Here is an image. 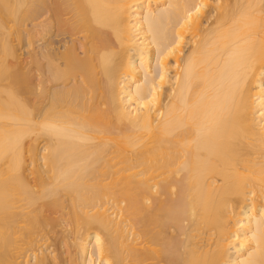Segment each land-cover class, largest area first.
Here are the masks:
<instances>
[{
  "label": "bare ground",
  "instance_id": "bare-ground-1",
  "mask_svg": "<svg viewBox=\"0 0 264 264\" xmlns=\"http://www.w3.org/2000/svg\"><path fill=\"white\" fill-rule=\"evenodd\" d=\"M0 264H264V0H0Z\"/></svg>",
  "mask_w": 264,
  "mask_h": 264
},
{
  "label": "rangeland",
  "instance_id": "rangeland-1",
  "mask_svg": "<svg viewBox=\"0 0 264 264\" xmlns=\"http://www.w3.org/2000/svg\"><path fill=\"white\" fill-rule=\"evenodd\" d=\"M53 216L57 217L58 214H54ZM58 229H59V227L53 229L51 231V233H49V236H51L49 243L52 244L53 246H55L56 248H58V250H59L58 239L61 237V235L59 233H57V234L55 233ZM64 249L66 250L65 247H64Z\"/></svg>",
  "mask_w": 264,
  "mask_h": 264
}]
</instances>
